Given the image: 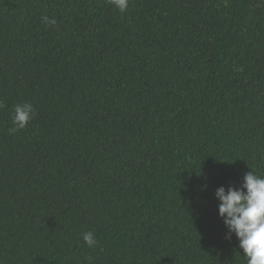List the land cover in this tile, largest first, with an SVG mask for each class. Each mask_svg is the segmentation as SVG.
Instances as JSON below:
<instances>
[{
  "label": "trees",
  "instance_id": "1",
  "mask_svg": "<svg viewBox=\"0 0 264 264\" xmlns=\"http://www.w3.org/2000/svg\"><path fill=\"white\" fill-rule=\"evenodd\" d=\"M0 103V264H247L215 190L264 176V0H0Z\"/></svg>",
  "mask_w": 264,
  "mask_h": 264
},
{
  "label": "clouds",
  "instance_id": "2",
  "mask_svg": "<svg viewBox=\"0 0 264 264\" xmlns=\"http://www.w3.org/2000/svg\"><path fill=\"white\" fill-rule=\"evenodd\" d=\"M130 0H107V3L123 13L127 10ZM46 26H55V18L43 16ZM0 107L3 104L0 103ZM35 110L31 103L25 102L15 106L12 117L13 127L10 133L23 130L34 118ZM218 201V216L222 218L227 229L225 238L230 240L234 235L239 242L247 264H264V176L245 173L239 187H219L215 190ZM84 243L94 247L98 242L93 232L82 235Z\"/></svg>",
  "mask_w": 264,
  "mask_h": 264
}]
</instances>
